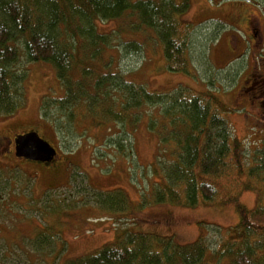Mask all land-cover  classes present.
<instances>
[{
	"label": "rangeland",
	"instance_id": "1",
	"mask_svg": "<svg viewBox=\"0 0 264 264\" xmlns=\"http://www.w3.org/2000/svg\"><path fill=\"white\" fill-rule=\"evenodd\" d=\"M247 11L256 13L263 24L264 0H189L180 15L191 26L187 37L189 74L167 69L161 44L151 30L119 34L115 31L120 24L117 20L98 21L97 28L98 32L113 36L116 48L106 54L127 82L140 84L158 95L177 87L192 94L208 86L217 93L225 104L223 115L232 135L242 142L247 152L246 163L251 165L263 155L264 126L252 119L244 120L233 108L237 87L229 90V70L239 69V62L232 61L236 57V29L221 23H234L227 18L230 13ZM119 38H136L143 45L142 53L125 54ZM248 62H252V55ZM19 67L14 68L15 73ZM23 87L24 104L11 115L0 116V264H51L52 252L59 242L65 245L61 262L74 260L114 243L127 231L169 238L176 245L192 243L199 237L215 244L219 234L214 228L224 232L237 222L236 204L253 209L258 196L262 193L264 197L263 183L245 173L230 171L218 181L221 192L214 202H198L189 207L150 200L140 206L144 193L163 183L162 168L155 163L159 140L148 125L158 108L153 113L150 109L146 113L150 118L144 115L133 131L129 123L90 120L76 130L78 134L84 130V136L71 140L66 133L55 135L40 114L44 97L64 96L54 68L43 62L30 63ZM23 130L37 132L54 147L57 157L50 166L3 155L1 146L5 138ZM118 192L126 198L121 210L97 202L106 200L114 204ZM227 198L232 201L225 202ZM45 225H49L46 231L51 238L42 246L43 250L36 251L33 241Z\"/></svg>",
	"mask_w": 264,
	"mask_h": 264
},
{
	"label": "trees",
	"instance_id": "2",
	"mask_svg": "<svg viewBox=\"0 0 264 264\" xmlns=\"http://www.w3.org/2000/svg\"><path fill=\"white\" fill-rule=\"evenodd\" d=\"M188 5L189 0H0V116L24 104L26 67L47 63L64 89L62 98L44 97L40 108L55 135L66 133L77 140L84 136L77 128L90 120L129 123L133 131L150 109L153 113L158 108L152 118L147 116L159 140L155 163L162 168L163 183L144 193L140 206L150 200L189 207L214 202L221 192L218 181L230 171L264 184V150L251 165L246 163L247 152L232 135L217 93L208 86L192 94L183 87L168 94L151 93L127 82L106 54L116 48L115 42L111 33L98 32L97 22L117 20L119 34L151 30L167 69L189 74L191 26L180 18ZM119 40L125 54L142 53L136 38ZM17 65L20 70L15 73ZM116 194L114 204L97 202L121 210L126 198ZM235 209L238 219L232 227L224 232L214 228L219 234L215 244L199 237L176 245L169 238L127 231L93 254L62 262L65 245L59 242L51 264H264L263 194L253 209L239 203ZM44 227L33 241L36 251L51 238L49 225Z\"/></svg>",
	"mask_w": 264,
	"mask_h": 264
},
{
	"label": "flooded vegetation",
	"instance_id": "3",
	"mask_svg": "<svg viewBox=\"0 0 264 264\" xmlns=\"http://www.w3.org/2000/svg\"><path fill=\"white\" fill-rule=\"evenodd\" d=\"M227 18L234 23L229 21L221 23L224 26L226 24L236 29L233 36L236 48L234 55L236 57L232 61L237 60L239 62L238 70L237 67H230L235 71L229 70L232 73V79L229 81L231 88L229 90L237 87V89H234L233 100L236 102V106L233 108L236 109L239 115L243 116L244 120L249 121L252 119L255 123L264 126V18L263 24L259 22L257 14L253 12H243L237 15L230 13ZM251 55L252 62H248ZM234 72H237V75H233ZM238 82H240V86H237ZM246 107L249 108V111ZM248 129L254 134L252 128ZM27 131L30 132V130H23L12 134L9 138H5L1 146L4 156L10 155L17 160L24 161L15 156L14 139Z\"/></svg>",
	"mask_w": 264,
	"mask_h": 264
},
{
	"label": "water",
	"instance_id": "4",
	"mask_svg": "<svg viewBox=\"0 0 264 264\" xmlns=\"http://www.w3.org/2000/svg\"><path fill=\"white\" fill-rule=\"evenodd\" d=\"M15 156L30 163L52 164L57 157L56 150L37 132H28L14 139Z\"/></svg>",
	"mask_w": 264,
	"mask_h": 264
}]
</instances>
